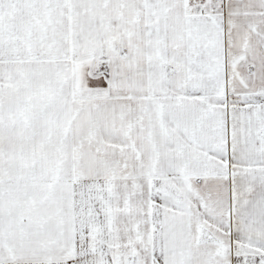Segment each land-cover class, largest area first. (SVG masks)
<instances>
[{
    "label": "snow or ice",
    "instance_id": "1",
    "mask_svg": "<svg viewBox=\"0 0 264 264\" xmlns=\"http://www.w3.org/2000/svg\"><path fill=\"white\" fill-rule=\"evenodd\" d=\"M0 264H264V0H0Z\"/></svg>",
    "mask_w": 264,
    "mask_h": 264
}]
</instances>
